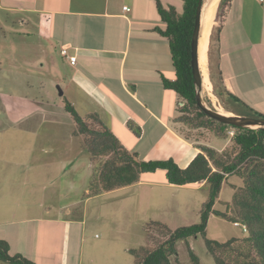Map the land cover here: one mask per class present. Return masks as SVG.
<instances>
[{
	"label": "crops",
	"instance_id": "obj_1",
	"mask_svg": "<svg viewBox=\"0 0 264 264\" xmlns=\"http://www.w3.org/2000/svg\"><path fill=\"white\" fill-rule=\"evenodd\" d=\"M161 3L179 14L183 11L181 0ZM0 10L45 24L50 50L46 54L50 69L25 85L28 93L22 96V111L0 100V138L13 126L10 136L21 140L13 144L22 145L15 151L22 155L18 160L0 163V219H7L0 222V239L9 243L10 254H21L38 264H112L121 245L109 239L96 246L89 244L90 204L99 202L96 215L100 216L105 197L129 191L134 211L155 222V190L185 191L204 185L168 184L165 173L157 171L144 174L136 185L90 196L94 165L74 135V120L65 110L68 102L81 117L97 114L142 161L173 159L185 169L200 152L199 147H209L204 139H190L186 127L178 122L183 99L164 87V79L175 80V69L169 44L158 32L165 24L157 4L154 0H0ZM71 57L76 58L74 64ZM211 60L225 89L264 115V0H232ZM15 96L12 92L10 101ZM36 139L41 152L35 149ZM20 172L22 184L16 183L23 185L18 190L21 195L13 189L17 196L8 194V189L16 186L14 180H20L16 177ZM31 187H36L41 203L32 205ZM123 197L116 199L119 207ZM44 225L59 244L53 252L42 249L48 253L47 260L35 261L19 250V233L44 229ZM35 247L40 246L33 242L29 248Z\"/></svg>",
	"mask_w": 264,
	"mask_h": 264
},
{
	"label": "trees",
	"instance_id": "obj_2",
	"mask_svg": "<svg viewBox=\"0 0 264 264\" xmlns=\"http://www.w3.org/2000/svg\"><path fill=\"white\" fill-rule=\"evenodd\" d=\"M154 1L161 21L165 24L158 32L169 44L175 69V80L164 79L163 84L166 89L176 92L184 102L180 108L178 122L189 132L205 128L210 131L215 125V130L208 132L218 139L222 138L221 134L228 128L234 129L236 132L230 141L231 147L219 152L201 146L200 152L185 169L180 168L173 159L142 161L138 154L128 151L120 143L97 114L81 117L71 104L66 102L65 110L75 123L74 135L79 137L83 151L95 168L89 184V195L98 196L136 185L144 174L157 171L165 173V181L168 184L196 187L204 183L208 199L200 212V222L175 231L168 229L170 230L168 239L157 247L152 248L147 241L146 245L139 249H130L128 253L132 256L134 264H172L171 258L177 256V243L188 242L190 238L199 236L205 240L206 251L214 259L215 264H264V129L245 130L228 126L209 118L201 111L197 105L191 68V40L199 0H181L184 4L181 14L173 7L165 8L161 0ZM231 3L232 0H221L219 3L210 36L209 59L219 46L220 33ZM210 79L216 96L224 105L225 102L231 104V107L226 105L227 110L239 116L264 118L263 114L257 113L225 89L220 72L210 69ZM191 121L195 123L192 124ZM138 131H135L136 134H139ZM230 177L239 178L243 185L231 187L233 198L224 212L214 210L221 189ZM211 216L233 224L238 223L239 226L242 224L248 236L241 242L249 244V250L242 251L235 247L239 239H231L224 243L207 239L206 230ZM150 224L167 229L161 222H149L145 225V234ZM188 248L192 264H200L199 258L190 246ZM0 263L38 264L21 254H10L9 243L2 239Z\"/></svg>",
	"mask_w": 264,
	"mask_h": 264
},
{
	"label": "rangeland",
	"instance_id": "obj_3",
	"mask_svg": "<svg viewBox=\"0 0 264 264\" xmlns=\"http://www.w3.org/2000/svg\"><path fill=\"white\" fill-rule=\"evenodd\" d=\"M22 21H25V24H21ZM45 28H47L45 24L35 18L31 19V17L19 16V14L13 15L0 10V100H3L4 105L8 107L13 106L14 108L18 106L19 110L22 111V96L28 93L25 85L30 83L33 84L34 79L38 77L39 74L46 73V69H50L46 60V54L50 50L47 46V32ZM211 59L208 57L207 69L209 72L207 71V89H205L203 85L204 101L211 109L234 114L226 108V105L227 107H231V104L225 102L224 105L214 93L213 83L210 82L211 79L209 80L210 69H214ZM43 64L44 66L42 67ZM12 92L16 93V96L10 101V94ZM35 94L39 97L38 91H36ZM212 95L216 99H213ZM11 103L15 104L10 105ZM0 104H2L1 101ZM191 117L193 116L191 115ZM12 118L13 116L11 119ZM193 123L195 122H192V124ZM214 126L213 130H215ZM191 127L196 129L194 125H191ZM10 128L13 129L14 127L11 126ZM11 129L8 130L10 133H1L3 138H0V163L15 162V160H18V155H20V157L22 156L15 152L18 147L22 145L13 144L16 140L21 143V140L15 139V135L13 137L10 136V134L13 133ZM201 130L187 131V134L191 136L190 139L194 142H199L200 139H204L208 142L207 145L215 150H219L223 147L225 149L230 148V141L236 132L234 129L228 128L221 134L223 135L222 138L218 139L209 133L213 130L209 131V129L206 128L205 130ZM231 133H233V135ZM229 142L230 145L226 148ZM8 146H10V148H8ZM41 148L38 139L35 149L41 152ZM36 155L39 156L38 154ZM21 174L22 172H20V175H16V177H20V180H14L15 183L17 181H20V183L23 181ZM160 174L162 175L163 173L160 172ZM14 185L16 186L12 185L9 189L6 187V189H8V194L17 196L15 193H18L21 195L18 190L23 185H18L17 183ZM242 185L243 182L239 178L230 177L228 182L224 183L221 189L219 200L214 206V210L224 212L226 206L231 203L233 198V190L231 187H241ZM31 188L32 192L29 196L32 205L41 203L42 201L39 199L40 196L34 192L36 187ZM12 189L15 193L12 192ZM130 194L131 192L129 191H122L105 197L100 216L96 215L99 202H94L88 207L89 230L87 232V239L89 240V244L96 246L101 241L104 242L109 239L119 242L121 245L120 250L116 253L118 257L115 256L114 259H111V261H113L112 264H134L132 256L128 251L126 252L125 249H139L141 246H145L147 241L152 248L157 247L168 239L170 230L175 231L182 227L198 224L200 222V212L208 199L207 188L203 186L198 189H189L185 191L155 190V197L152 195V201L153 204L156 203V220L169 225H167L166 229L161 226H153L150 224L147 226L148 231L147 234H145V225L150 222L149 218L145 217L143 212L139 214V212L134 211V197L132 195L130 196ZM121 195H124V197L119 207L116 204V199ZM128 196L131 198L129 199ZM22 200L23 198L21 201ZM178 208H180V210ZM183 208L184 210H182ZM2 220L7 219H0V222H2ZM100 225H103L104 228L102 229ZM93 227L94 229H92ZM43 228L44 229L36 228L35 230L25 229L21 234L19 233L20 240L18 248H21L19 250L35 261L47 260L46 256L48 253L42 249L45 248L46 250L52 251L59 244V240L53 235H50L51 231H49V227L44 225ZM96 235L97 237L95 238ZM206 236L207 239L220 243L227 242L231 239H239L235 247L242 251L249 250V244L241 242L242 239L248 236L242 224H240V226H235L230 221L211 216L208 221ZM33 242L36 246L40 247H35V250L29 248L30 244ZM56 243L57 245H55ZM188 246H190L193 253L199 258L200 264H215L214 259L206 251L205 240L201 236L190 238L188 242H178L176 246L177 256L171 258L172 264H192L189 257Z\"/></svg>",
	"mask_w": 264,
	"mask_h": 264
},
{
	"label": "water",
	"instance_id": "obj_4",
	"mask_svg": "<svg viewBox=\"0 0 264 264\" xmlns=\"http://www.w3.org/2000/svg\"><path fill=\"white\" fill-rule=\"evenodd\" d=\"M205 0H199L195 15V23L191 40V68L195 85L197 105L209 118L219 123L245 130L264 129V118L246 117L235 114L220 113L211 109L203 98V75L199 62V39L203 20V6Z\"/></svg>",
	"mask_w": 264,
	"mask_h": 264
},
{
	"label": "bare ground",
	"instance_id": "obj_5",
	"mask_svg": "<svg viewBox=\"0 0 264 264\" xmlns=\"http://www.w3.org/2000/svg\"><path fill=\"white\" fill-rule=\"evenodd\" d=\"M218 0H205L203 6V20L201 25V33L199 39V62L200 68L203 75V85L204 88L207 89V48H208V40L211 32L212 21L214 17L215 7L217 5ZM213 99H216L212 95ZM220 113H224L223 111H219Z\"/></svg>",
	"mask_w": 264,
	"mask_h": 264
},
{
	"label": "built area",
	"instance_id": "obj_6",
	"mask_svg": "<svg viewBox=\"0 0 264 264\" xmlns=\"http://www.w3.org/2000/svg\"><path fill=\"white\" fill-rule=\"evenodd\" d=\"M261 1H262V0H261ZM124 9H125L126 11H129V9H128L127 7H125ZM63 54L66 55V51H65V50H63ZM70 61H71L72 64H74L75 61H76V58H75V57H71V58H70ZM231 134L233 135V133H231ZM234 225H235V226H239L238 223H235ZM245 231H246V230H245Z\"/></svg>",
	"mask_w": 264,
	"mask_h": 264
}]
</instances>
